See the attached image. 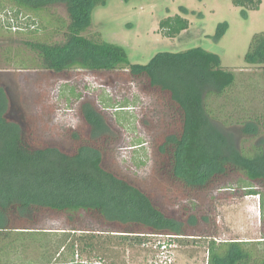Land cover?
<instances>
[{
    "label": "trees",
    "instance_id": "trees-1",
    "mask_svg": "<svg viewBox=\"0 0 264 264\" xmlns=\"http://www.w3.org/2000/svg\"><path fill=\"white\" fill-rule=\"evenodd\" d=\"M108 1L0 0V12L36 14L63 6L68 23L57 19L56 29L64 27V40L26 44L38 56L37 67L55 73L128 70L132 77L143 78L148 90L168 95L180 119L176 131L157 144L156 175L178 187L181 197L187 196V214L179 218L168 215L152 194L105 168L104 147L97 142L109 131L108 121L93 102L81 105L89 139H80L75 151L69 152L58 146H36L21 126L6 117L8 100L0 86V264L7 260L10 264L15 255L20 264H57L62 249H70L73 256L92 252L113 259L112 247L127 250L140 245L143 232L158 237H216L217 225L209 222L212 206L207 195L230 197L233 177L242 174L257 187H246V194L264 196V140L253 151L240 147L234 135L217 124L207 101L228 91L236 82L235 73L223 70L220 57L202 48L162 52L148 64H132L122 46L105 41L101 34H86L93 10ZM234 4L255 10L262 0H234ZM17 24L20 34L23 29ZM189 26L180 15L161 22L169 38ZM245 61L264 69V32L254 37ZM28 64L21 66L30 69ZM246 115L239 122L253 138L259 134V117ZM217 190L219 194L214 195ZM193 194H201L203 203L195 204L199 200ZM80 214L100 220L105 229H86L80 225L86 222L84 217L78 226H61L62 233L49 231L54 215L72 220ZM47 220L46 225L40 224ZM208 251V264H264V240H212Z\"/></svg>",
    "mask_w": 264,
    "mask_h": 264
},
{
    "label": "rangeland",
    "instance_id": "rangeland-1",
    "mask_svg": "<svg viewBox=\"0 0 264 264\" xmlns=\"http://www.w3.org/2000/svg\"><path fill=\"white\" fill-rule=\"evenodd\" d=\"M176 15L187 19L190 26L175 38L166 37L167 30L161 27V22ZM57 19L68 23L65 7L36 14L0 12V86L8 100L6 117L21 126L36 146L52 145L73 152L80 139H89L81 105L93 102L108 121L109 131L97 142L104 147L105 168L152 194L168 215L186 216L187 196L181 197L178 187L167 185L156 175L157 144L176 131L180 119L168 95L148 90L145 80L132 77L128 70L91 73L73 69L55 73L37 67L38 56L26 44L62 42L64 27L56 29ZM17 23L23 29L20 34ZM263 32L264 0L255 10L237 7L234 0H109L93 10L92 26L86 34L89 37L101 34L105 41L122 46L132 64H148L158 53H181L194 48L218 55L223 70L235 73L236 82L224 94H215L207 101L217 124L231 132L240 147L253 151L264 140V69L247 64L245 57L254 37ZM23 62L29 63L30 69H23ZM243 107L248 111L243 112ZM246 113L252 118L259 117V134L253 138L239 122L241 116L248 117ZM246 187L257 188L240 174L233 177L230 197L206 196L212 206L209 222L217 225L216 237L155 238L158 236H144L147 234L143 232L140 245L127 250L112 247L113 259L92 252L78 255L75 252L73 256L70 249H62L56 262L208 264L212 240H264V196L246 194ZM218 194L219 190L215 191L214 195ZM193 195L199 200L195 204L203 203L201 194ZM80 215L72 220L54 215L48 229L62 233L61 226H78L84 217L86 222L80 225L86 229H105L100 220ZM47 222L40 224L44 226ZM159 241L168 245L165 253L156 247ZM12 259L10 264H20L16 255ZM8 261L4 264H9Z\"/></svg>",
    "mask_w": 264,
    "mask_h": 264
},
{
    "label": "built area",
    "instance_id": "built-area-1",
    "mask_svg": "<svg viewBox=\"0 0 264 264\" xmlns=\"http://www.w3.org/2000/svg\"><path fill=\"white\" fill-rule=\"evenodd\" d=\"M158 238H162V236L158 237ZM158 247L159 249H162V253H165L167 250H168V245L165 244V243H162L159 241V244L156 246ZM208 263V262H207Z\"/></svg>",
    "mask_w": 264,
    "mask_h": 264
}]
</instances>
